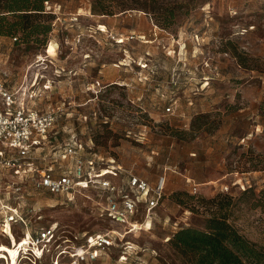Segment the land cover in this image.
<instances>
[{
	"label": "rangeland",
	"instance_id": "374dc122",
	"mask_svg": "<svg viewBox=\"0 0 264 264\" xmlns=\"http://www.w3.org/2000/svg\"><path fill=\"white\" fill-rule=\"evenodd\" d=\"M91 2H56L62 16L45 41L0 36L6 61L0 78L18 88L38 77L45 94L31 105L57 112L51 143L35 154L41 167L78 134L83 141L93 136L98 153L151 184L166 180L164 204L148 222L141 214L142 228L95 264H185L168 239L183 228L204 229L216 210L207 201L215 198L230 203V222L264 247V213L251 196H242L246 189H264V74L241 67L231 53L236 49L264 67V0H183L182 15L167 30L141 11L90 14ZM77 14L79 20L71 21ZM171 105L173 113L165 114ZM6 176L19 174L13 169ZM28 190V205L45 225L58 223L62 231L42 264L94 235L127 231L103 217L104 200L88 193L71 200L34 191L31 183ZM127 243L131 256L121 253ZM3 245L10 247L0 235ZM69 257L60 264H70Z\"/></svg>",
	"mask_w": 264,
	"mask_h": 264
},
{
	"label": "built area",
	"instance_id": "2783aa9c",
	"mask_svg": "<svg viewBox=\"0 0 264 264\" xmlns=\"http://www.w3.org/2000/svg\"><path fill=\"white\" fill-rule=\"evenodd\" d=\"M47 9L56 15V20L61 19V7L50 3ZM79 17L77 14L71 21H78ZM99 31L104 32L102 28ZM5 64L0 47V67ZM3 73L7 75L6 71ZM37 85L38 77L18 88L0 78V235L8 239L14 252H0V264H42L62 233L58 223L45 225L40 211L28 205L29 183L34 191L68 196L71 200L87 193L90 199L104 200L103 217L127 231L94 235L70 250L60 249L51 261L60 264V258L67 254L70 264H95L116 242L123 245L126 235L142 228L141 214L146 221L151 219L166 197V180L151 184L132 171L126 172L114 158L96 151L92 136L83 141L78 134L58 146L49 163L41 167L35 154L51 143L49 135L56 125L57 112L31 105L45 94ZM171 113L172 105L165 110V114ZM13 169L19 174L15 180L6 176ZM123 172L127 179L123 178ZM193 192H198V186H193ZM132 251L133 245L127 243L121 253L131 256Z\"/></svg>",
	"mask_w": 264,
	"mask_h": 264
},
{
	"label": "trees",
	"instance_id": "16d2710c",
	"mask_svg": "<svg viewBox=\"0 0 264 264\" xmlns=\"http://www.w3.org/2000/svg\"><path fill=\"white\" fill-rule=\"evenodd\" d=\"M59 0H0V36L16 38L15 42H41L53 30L56 15L47 9L50 3ZM183 0H92L91 12L102 16H115L130 11H141L151 17L163 29L172 28L182 15ZM20 35V36H18ZM42 37V38H41ZM239 65L245 69L264 74V67L257 58L231 50ZM264 118V100L260 106ZM205 117V116H204ZM93 140L94 137L92 136ZM95 143V140H94ZM96 146V145H95ZM251 196L255 206L264 213V189L257 194L253 189L244 190L242 196ZM188 200L193 196L185 194ZM176 197L180 204L186 202ZM212 199L216 210L205 221L204 229L183 228L169 239V245L185 264H264V247L249 240L230 222L224 204ZM232 202V198H230Z\"/></svg>",
	"mask_w": 264,
	"mask_h": 264
},
{
	"label": "crops",
	"instance_id": "0c3cea01",
	"mask_svg": "<svg viewBox=\"0 0 264 264\" xmlns=\"http://www.w3.org/2000/svg\"><path fill=\"white\" fill-rule=\"evenodd\" d=\"M53 6H59V7H61V4H58V3H53ZM89 10V13L91 14V9L90 8H88ZM85 11H87V9H85ZM82 15V14H81ZM57 25V24H56ZM103 26H105L106 27V29H108V27L106 26V25H103ZM101 27H102V25H101ZM102 33H104V32H102ZM39 109V108H38ZM43 110H45V109H43ZM165 113V112H164ZM79 136V135H78ZM80 137V136H79ZM90 137V136H89ZM88 137V138H89ZM81 138V137H80ZM82 139V138H81ZM119 164V163H118ZM121 165V164H120ZM122 166V165H121ZM124 169H125V167L124 166H122ZM126 170V172L128 171H131V170H127V169H125ZM133 172V171H132ZM133 174H135L134 172H133ZM135 175H137V174H135ZM122 176H123V178H125V179H127V177H128V175L125 173V172H123V174H122ZM138 176V175H137ZM140 177V176H139ZM141 178H143V177H141ZM120 181V180H119ZM166 192H167V186H166ZM164 201H165V199L161 202V204L159 205V207H157L156 209H155V211L154 212H156L163 204H164Z\"/></svg>",
	"mask_w": 264,
	"mask_h": 264
},
{
	"label": "bare ground",
	"instance_id": "6f19581e",
	"mask_svg": "<svg viewBox=\"0 0 264 264\" xmlns=\"http://www.w3.org/2000/svg\"><path fill=\"white\" fill-rule=\"evenodd\" d=\"M54 51H55V46H54V44H51L49 47L48 53L51 54ZM12 251L13 250L11 247H9V249L4 245L2 247H0V252H4V253L10 252L11 254H13Z\"/></svg>",
	"mask_w": 264,
	"mask_h": 264
},
{
	"label": "water",
	"instance_id": "95a60500",
	"mask_svg": "<svg viewBox=\"0 0 264 264\" xmlns=\"http://www.w3.org/2000/svg\"><path fill=\"white\" fill-rule=\"evenodd\" d=\"M122 14H124V13H122Z\"/></svg>",
	"mask_w": 264,
	"mask_h": 264
}]
</instances>
